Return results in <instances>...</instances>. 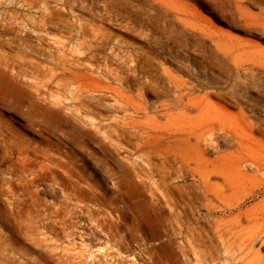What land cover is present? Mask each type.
Returning a JSON list of instances; mask_svg holds the SVG:
<instances>
[{
    "label": "rangeland",
    "instance_id": "obj_1",
    "mask_svg": "<svg viewBox=\"0 0 264 264\" xmlns=\"http://www.w3.org/2000/svg\"><path fill=\"white\" fill-rule=\"evenodd\" d=\"M31 1L0 0V89L14 90L18 100L27 106L32 104L35 111L26 115L25 107L21 109L0 94V116L18 134L14 143H0V264H183L180 238L167 226L168 208L157 200L150 184L155 176L140 180L136 170L140 175L143 171L131 163L135 158L141 159L139 153L131 150V142L140 135L131 137L133 129L118 126L126 135H113L114 147L93 135L87 122L89 117H100L106 122L117 117L120 124L144 120L160 113L161 104H172L178 92H186L185 97L208 93L211 102L224 108L229 121L244 118L251 123L247 129L253 138L264 142V0H65L64 6L51 5L57 15L73 24L72 36L90 34L87 40L97 45L95 56L83 55L70 43L61 53V31L66 34V28L52 29L51 35L39 39L30 27V19L37 14ZM59 54L73 60L61 63ZM31 66H37V71L30 72ZM65 66L90 75L102 85L122 90L134 101L142 102L146 114L134 113L132 106L119 100L110 89L86 88L88 99L82 105L81 96L69 82L70 76L59 73ZM100 104L103 110L94 107ZM80 107L91 112L80 113ZM171 107L169 112L177 110ZM47 120L59 127L55 130L57 135L50 136L45 129ZM81 132L87 134L85 143L101 159L111 165L123 164L118 175L126 177L106 176L99 161L81 152L68 135ZM216 135L217 151L234 149V140H222V132ZM68 150L85 158V168L93 180H80L81 205L75 200L66 205L70 216L64 218L63 224L51 228L47 219L40 217L32 231L27 218L19 216L12 204L24 180L39 173L40 167L46 168L42 153L65 161ZM142 160L146 162V158ZM160 160L157 155L149 162ZM19 167L26 170L20 173ZM64 170V165L59 164L56 172L34 181L31 186L37 190L38 198L55 205L64 201L59 184ZM168 183L169 187L178 186L179 189L172 188L175 197L191 196L189 177L181 178L176 172ZM87 185L103 193L109 203L99 205L102 214L121 221L116 231L121 236L119 240L107 236V227L102 230L93 225L88 210L95 208L96 202L88 197L84 188ZM262 197L264 191L260 189L242 207ZM193 206L195 217L204 214L198 204Z\"/></svg>",
    "mask_w": 264,
    "mask_h": 264
},
{
    "label": "bare ground",
    "instance_id": "obj_2",
    "mask_svg": "<svg viewBox=\"0 0 264 264\" xmlns=\"http://www.w3.org/2000/svg\"><path fill=\"white\" fill-rule=\"evenodd\" d=\"M57 4L64 6L65 0L31 1L30 5L34 6L37 13L36 16L30 19L31 30L41 39L51 35L52 29L66 28V34H62L64 32L61 31L63 39L60 43L61 53L64 52L66 45L70 43L83 55L95 56L97 45L92 40H87L90 34L86 33L80 37L72 36L70 30L73 24L66 22L57 15L58 11L56 12V9L54 10L51 7V5ZM17 24L20 23L17 22ZM46 43L48 44V42ZM22 45L27 47L24 43ZM59 55L58 59L61 63H69L70 60H73L66 54ZM35 71H37V66H31L30 72ZM59 73L70 76L69 82L74 85L77 96H81L80 102H83L82 105L88 99V96L84 94L86 88L92 90L110 89L114 90L119 100L131 105L134 113L146 114V107L141 104L142 102L134 101L132 96L125 95L122 90L102 85L99 80L93 79L86 73L71 70L67 66L61 68ZM0 94H5L14 103H17L21 109L25 107L26 115L35 113L33 105L29 104L27 106L21 103L14 90L3 91L0 89ZM185 95L186 92H178L173 97L172 104H161L159 106L160 113L155 116H145L144 120L132 119L121 121L120 124V118L118 120L117 117V119L112 118L108 122L102 121L100 117H89V122H87L90 125L89 131L93 135H99L100 140H107L108 145L114 147L116 144L113 143L112 136L123 138L126 135L125 130H118V126L121 129H133L131 137L135 133L140 135L137 140L131 142V150L134 153H139L141 159L135 158L130 162L135 166H139V169L143 171L140 175L139 170H136L137 177L140 180H149L155 176L150 184L157 193V200H162L168 208L167 226L169 231L176 233L180 238L183 264H264V197L246 207H242L246 199L252 197L260 189L264 191V142L253 138L251 132L247 129L251 123L245 121L244 118L240 121H229L224 108L211 102L208 93L203 96H186L187 98ZM95 99L97 98L95 97ZM118 99H115L116 103ZM100 106L101 104L94 107ZM171 106L177 110L169 112ZM193 110L194 112H192ZM217 110L220 111L217 112ZM79 112L86 114L90 113L91 109L85 110L80 107ZM159 118H164V120L160 121ZM77 119L81 123L85 121L80 116H77ZM45 129L50 136H55L57 135L55 130L59 127L56 126L54 121L47 120ZM218 132L224 133L222 140L226 138L234 140V149L226 151L215 149L219 137L216 135ZM68 135L70 136L69 139L79 147L81 152L91 155L92 158L100 162L101 169L108 174L106 176L113 179L126 177L125 175H118V172L123 169V164L111 165L106 159H101L98 152L88 147L84 141L87 134L81 132L79 135L74 133ZM17 138V129L0 116V143L11 144ZM58 143L61 144V140L58 139ZM157 155L161 156L160 162L150 163L149 160ZM64 156L65 161H60L48 153H42V160L47 162L46 168L40 167L39 173L34 176L30 174L32 177L24 180L16 202L12 204V209L16 210L19 216L27 218V223L32 231L40 217L46 218L47 226L51 228L63 224L64 218L70 212L66 210V205L72 200L81 205V199L78 197V191L82 190L80 180H93V176L85 168L84 163L86 161L81 154L68 150L65 151ZM142 158H146V162ZM126 159H128L127 156ZM59 164L64 165L65 168L63 174L61 173L63 180L59 182L62 186L61 193L64 196V201L60 205H55L38 198L37 190H34L31 185L36 179L56 172ZM129 165L131 164L129 163ZM17 169L19 172L26 170L20 167ZM176 172H179L181 178L189 177L191 179V196L179 195L175 197L173 195L172 188H175V186L178 188V186L169 187L168 181L171 180L172 174ZM12 183L14 184V181ZM84 188L88 192V197L96 202L95 208L88 210V214L94 221L93 225L100 227L102 230L107 227V236L119 240L121 236L116 231L121 221L112 219L108 213L102 214L103 210L99 205L108 206L109 204L105 202L103 193L97 191L92 185H87ZM59 191L61 190L59 189ZM194 204H198L200 208H203V215L194 216L195 210L194 212L192 210Z\"/></svg>",
    "mask_w": 264,
    "mask_h": 264
}]
</instances>
